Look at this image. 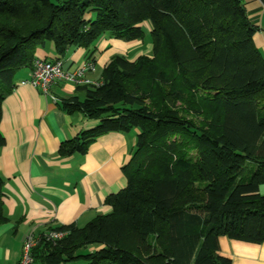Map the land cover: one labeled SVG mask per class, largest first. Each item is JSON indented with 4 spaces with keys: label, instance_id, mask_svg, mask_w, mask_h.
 I'll return each mask as SVG.
<instances>
[{
    "label": "trees",
    "instance_id": "obj_1",
    "mask_svg": "<svg viewBox=\"0 0 264 264\" xmlns=\"http://www.w3.org/2000/svg\"><path fill=\"white\" fill-rule=\"evenodd\" d=\"M144 26L151 56H113L98 85L76 86L83 101L60 103L97 122L63 156L137 132L126 185L108 214L52 229L58 240L36 235L32 264H231L220 237L264 244V55L241 0H0V123L38 48L51 44L53 60L83 49L94 63L102 36L142 40ZM2 200L0 178V225Z\"/></svg>",
    "mask_w": 264,
    "mask_h": 264
},
{
    "label": "crops",
    "instance_id": "obj_2",
    "mask_svg": "<svg viewBox=\"0 0 264 264\" xmlns=\"http://www.w3.org/2000/svg\"><path fill=\"white\" fill-rule=\"evenodd\" d=\"M241 1L257 28L255 46L264 55V6L258 0ZM95 46V70L86 75L94 83L113 56L131 61L142 56L138 40L125 42L104 35ZM35 58L55 59L53 46L38 48ZM62 61L64 70L71 72L87 62L86 51L70 50ZM30 71L24 68L16 74L14 88L2 104L0 133L5 144L0 149V178L7 222L0 225V264H18L23 244L32 234L70 225L83 227L108 214L105 201L125 187L122 168L131 161L136 141V131L109 133L97 138L85 155H61L62 144L97 122L60 107L61 101L73 97L84 100V93L70 83L54 84L49 96L31 85L20 86ZM259 193L264 195V185ZM219 247V256L231 264H264V244L220 237Z\"/></svg>",
    "mask_w": 264,
    "mask_h": 264
},
{
    "label": "built area",
    "instance_id": "obj_3",
    "mask_svg": "<svg viewBox=\"0 0 264 264\" xmlns=\"http://www.w3.org/2000/svg\"><path fill=\"white\" fill-rule=\"evenodd\" d=\"M95 65L91 61L85 62L82 66L75 69L73 72L65 71L62 60H47L35 58L29 78L20 81V86L31 85L41 91L45 96L50 95L52 86L58 82L70 83L74 86H89L98 85V82L93 83L85 78L87 72L94 71ZM65 234L63 232H49L47 238L58 240ZM38 236L30 235L26 238L18 264H32L31 252L36 246Z\"/></svg>",
    "mask_w": 264,
    "mask_h": 264
},
{
    "label": "rangeland",
    "instance_id": "obj_4",
    "mask_svg": "<svg viewBox=\"0 0 264 264\" xmlns=\"http://www.w3.org/2000/svg\"><path fill=\"white\" fill-rule=\"evenodd\" d=\"M144 31H145V35H144V38L142 39V40H138V42H139V46H138V49H139V51H141L142 52V55H150L151 56V54H152V46H151V37H150V34H149V30L147 29V27L146 26H144ZM74 70H72L71 72H73ZM94 72V71H93ZM89 73H92V71H90V72H87V74H89ZM86 74V75H87ZM86 75H85V78L87 79V77H86ZM99 82V81H98ZM94 83V82H93ZM96 83V82H95ZM49 232H58V231H47V232H44L43 234H45V236H47V234L49 233ZM33 235V234H32ZM36 236V235H35ZM90 251H91V249H90ZM79 253L80 254H82V253H85V251H82V250H80L79 251ZM73 264H84L82 261L81 262H75V263H73Z\"/></svg>",
    "mask_w": 264,
    "mask_h": 264
}]
</instances>
